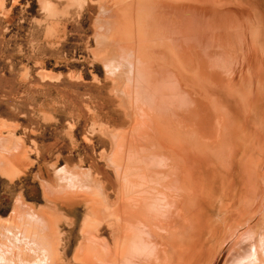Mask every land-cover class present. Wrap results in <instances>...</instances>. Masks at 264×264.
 Segmentation results:
<instances>
[{
    "label": "rangeland",
    "instance_id": "obj_1",
    "mask_svg": "<svg viewBox=\"0 0 264 264\" xmlns=\"http://www.w3.org/2000/svg\"><path fill=\"white\" fill-rule=\"evenodd\" d=\"M128 1L0 0V264H8V262L9 264H34V262H36L35 264H82L84 262L83 264H85L89 261V257H101V255L107 254V250L111 252L106 255V259L113 257L118 247L120 251L124 249L123 253H126L131 247V237L120 238L121 240L116 243H113L112 235L110 237L111 231L115 227L118 228V225L123 221L120 214V217L118 214H114L113 203L116 201L115 204H117L119 198L121 200V198L125 199L136 195L144 189L145 185L146 187L147 185L148 187L157 186L165 179H169L170 186H172L170 187L172 192L169 195L170 205L167 210L173 218L183 222L182 226V222H180L181 224L175 223V220L173 223L177 224V228L171 222L168 227L170 230L175 229L177 231L179 229L178 233L180 232L181 237L177 239L178 241H185V243L186 241H193L201 244L204 251L201 264H226L228 262V264H264V242L261 240V235L264 232V220L261 219L262 211L260 210L264 201V194L262 195L264 193V188H262L264 186V138L261 137V134L264 133V123H262L264 118L261 117L264 111V70H262L264 69V62H262L264 58L262 61L259 59V57L261 58L259 53L264 52V40L262 41L260 38V35L264 36V18H262L264 17V0H210L211 5L210 7L207 5L208 9L215 6L214 9L218 6L219 8L214 9V12L216 10V13L220 15L219 17L217 14L215 15L218 17L215 18L218 19L217 22L212 18L216 22L213 23L214 31L211 32V35L208 32V34H204L206 41H209L200 44V46L205 49L204 52L207 57L217 60L214 62L218 65H170L176 74L175 77L165 85L159 82V85L154 88V90L156 89L154 95L158 100L162 92L171 93L170 83L180 86L183 88L182 90L185 89L186 93H189L188 95H190L189 89L193 92L196 88V91L199 92L202 88H211L207 89L208 93L205 89L199 93L194 91L197 96L201 95L197 99H195L197 96L193 92L189 97L191 98L190 101H181L180 104L174 103L173 112H167L168 115L171 114L174 117L173 119H170L171 116H168L169 119H167V117L154 113L145 119L147 120L146 124L141 122L140 111L137 110L138 105L142 103L140 99L144 90L139 75L146 71V67L152 66L154 70H157L159 65H141V67L140 65H133L132 69V65H123L124 58L121 56H124L123 54L128 49L139 48L135 51L138 52L141 59H145L160 47L153 45L154 50H152L146 44L138 46L137 44L141 43L140 39L145 37L138 36L135 31L132 33L122 30L120 22L115 18L116 16L111 15L113 11L119 10L120 6ZM221 6H224V9ZM238 7L242 8L243 14ZM111 10L113 11L111 12ZM205 17L210 19V17ZM205 17L200 19V23L202 24L203 20L204 23L199 24L204 26L210 21L212 24V20L207 22ZM241 18H244L242 19L243 22L247 20L245 23L250 27L254 28L256 26L254 23L258 25L254 30L248 27L247 35L239 25L242 22ZM215 24L219 29L215 27ZM134 36L136 37L134 38ZM243 36L248 38L245 39ZM159 37H156L157 40L155 38L153 40L158 43L160 42ZM241 40L243 42L245 40L246 43L241 42ZM123 43L124 46L121 45ZM239 44H242L244 50L247 49L251 60L256 57L254 61H251L255 65L252 63L247 68L238 65L232 58V60L223 62V58L227 56L228 52L233 51V49H242ZM131 50H128L130 54ZM197 68L200 69L201 74L203 72L202 77L197 75ZM257 68L261 69L255 71ZM245 69L247 70L245 71ZM131 74L133 76L137 74L135 76L137 78L132 80ZM211 74L220 80H225L214 84L211 81ZM128 76L131 78L128 79ZM180 77L183 78V82H180ZM196 81H199L200 84ZM181 84L186 85L181 86ZM198 85L201 89H198ZM216 86L217 88H215ZM218 86L221 87V90ZM172 87L174 89L175 86ZM161 90L163 91L161 92ZM241 91L246 93L247 97ZM164 93L161 95H166ZM226 93H231V95L228 96ZM227 96L232 97L228 98ZM241 96L245 97V102L242 101ZM201 101H203L201 106L204 109H195L194 106ZM241 101L246 104L242 106ZM187 102L190 105H187ZM208 102L211 103H209L210 106L207 105ZM248 103H250V107H248ZM235 104L239 106H235ZM204 105L211 108H206L208 111H205ZM213 105L217 109L213 108ZM201 110L205 111V115H203L204 111ZM209 110L212 111L209 112ZM195 111L202 116H207L210 113L209 117L217 118L219 123H223L219 125V136L215 140L216 142L207 141L204 138L207 143L212 144L211 149L209 148L211 151L208 152L209 143L206 144L204 139L202 141L197 140V142L196 140L193 141L196 135H191L190 141H188L191 147L186 146L184 154H182L183 161L178 165L172 161L166 166V163L161 164L159 159V161L154 162L148 154L150 151L159 149L149 148L151 146H149L150 142L146 140L147 132L151 131L154 134L153 129L158 131V127H160L159 131L166 135V139L163 140L164 144L167 145L170 154L173 156L175 154L173 135L176 134V131L181 135L186 132L185 129L179 130L174 121L178 119L179 122H189V127L191 125L190 128L196 131L193 122L196 121L198 114ZM213 111L214 114H212ZM175 113H177V117L174 116ZM233 113L240 115L238 117L239 123H231L232 120H235L232 117ZM226 119H228V123ZM140 125L142 129L137 128ZM221 126L224 128L222 129ZM143 128L146 134H144ZM259 133L260 135H258ZM155 135L160 136V134ZM246 138H251L248 140L249 143H247ZM241 140L242 142H240ZM213 143L216 144L217 148L215 146L212 148ZM200 144L206 146L203 147L202 145L203 148H201ZM193 145L196 149L193 148ZM125 149H130L128 151L129 156ZM189 149L191 151H188ZM154 153L159 154L161 152L155 151ZM228 164L231 165V168ZM169 165H173L172 168L174 166L179 167L178 169L183 170V174L186 172L183 179H181L183 174L180 178L179 176H171V178L165 177L163 179L164 176H167ZM147 166L150 169L163 171L164 174L156 170L155 172L159 174L158 177L142 180L137 174L141 168L145 169ZM183 166L186 168L183 169ZM200 169L208 171L215 181L214 184L218 181L224 182L230 190V199L225 197V191L219 188L218 184L214 189L203 192L206 197L210 198V202L214 203V211H216L215 214H212L213 210L211 212L205 210V214L214 219L210 227L216 229L214 238L210 240H207L205 235V230L209 232L210 228L200 230L201 235L196 237H192L189 233V226L191 225L189 221L193 215H197V195L201 192L196 184L194 172ZM236 171L240 172L235 173ZM181 180L184 183L180 182ZM258 180L260 182H257ZM165 182L161 184L164 185ZM259 184L260 187L262 186L261 188L257 186ZM184 185L187 187L185 190ZM259 188L262 191L260 193ZM148 189L152 191V188ZM187 190H192L191 192H195V194H191ZM245 191L246 195L244 196ZM182 192L183 194H181ZM74 194H78L77 200L67 201L69 198L74 199ZM175 194L178 196L175 197ZM247 194H249L248 197ZM192 195L193 197H191ZM242 196H244L243 200ZM85 197L97 205L98 213L96 215L89 213L90 204L85 200ZM172 197H175V200ZM155 199L157 197L153 199L154 202H157ZM246 200L247 203L249 200L248 204ZM158 201L160 200L158 199ZM172 202L173 204H171ZM223 204H226V207ZM219 206L223 208L218 209ZM227 206H231L230 210L233 213L236 212L234 213L236 222L230 221L224 224L221 219L220 225L218 222L214 224L216 223L217 212H223L225 208H228ZM244 209L245 211H243ZM172 213L175 214L172 215ZM255 222L256 225H254ZM258 223L263 227L258 226L254 230V226L256 227ZM184 226L187 228L185 229ZM260 228H263L262 231ZM252 231H255V234ZM183 233L186 235L184 236ZM251 234L255 235L256 240ZM89 235L100 236L107 245L94 243L92 239L85 240ZM258 235L260 236L259 239ZM246 237L249 241L251 240V243L249 241L248 243L255 245L258 252L257 259L254 253L249 252V250L242 254L243 256L240 258L243 259L240 261L236 258H239V253L243 251L238 250L251 248L249 244V248H247V243H243L247 241ZM244 238L245 240H242ZM114 245L116 251H114ZM112 252L114 253L112 254ZM246 255L250 256L247 260L245 259ZM227 257L228 259H226ZM120 260L119 262L122 264L123 258L120 257ZM245 260L250 261V263ZM125 264L128 263L125 262Z\"/></svg>",
    "mask_w": 264,
    "mask_h": 264
},
{
    "label": "bare ground",
    "instance_id": "obj_2",
    "mask_svg": "<svg viewBox=\"0 0 264 264\" xmlns=\"http://www.w3.org/2000/svg\"><path fill=\"white\" fill-rule=\"evenodd\" d=\"M210 0H129L128 2L122 4L120 6V9L119 10H111L113 17L116 16L115 18L118 19V21L120 22L119 24H121V28L122 30L124 31H128V32H132V31H135V33L138 35V36H141L143 39H140L141 40V43H138L137 45H143L146 44L149 48L151 47L152 50H154L153 48V45H156V46H159L160 48L157 49V50H154V53L151 54L149 57L145 58V59H141L138 55V52L135 51L136 50H139V48H134V50H131V49H128V50H131V54L128 52V50L123 54L124 56H121V58L123 57V65H132L131 68L133 69V65H159L157 68V70H154L152 68V66H149V68L146 67V71H143L141 75V82L144 87V90H143V94H142V97L140 99V101L142 102L141 105H138L137 107V110L140 111V119H141V122L145 123L147 120H145L146 118L152 116V114H156V115H160V116H163V117H167L168 116H171V114H167V112H173L174 108V103L176 102H181V101H190L189 97H191V93H193L194 91L195 92H198L196 91V88H194L195 90L193 92L190 91L189 89V92H190V95H188L184 90H182L183 88H181L180 86H176L174 83H170V87L172 89L171 93H164L162 92L163 90H161L162 93L166 94V95H159V98L158 100H156L155 98V95H154V88L156 87V85H159V82H162V84H166L167 82H170V79L174 78L175 77V73L172 71L170 65H218V64H215L214 61H217L215 58H211V57H207V55H205L206 53L204 52L205 49H203L202 47L203 46H200V44L202 45V43H207L208 41H206V38L204 36L205 33H209L211 35V32L213 33V29H214V24L213 23H216L218 21V19L216 20L215 18L220 14H217L216 13V10L214 12V9H218L219 7L217 6L216 8L213 9V6L212 10L208 9L207 5H209L210 7ZM214 3V2H213ZM216 5V4H215ZM204 6V8H203ZM238 6V5H237ZM223 7L224 9V6H221ZM231 7V6H230ZM240 7V6H239ZM238 7V8H239ZM203 8V9H202ZM243 8V6H242ZM242 8L240 9L241 10V14H243V10ZM221 11H223L222 8H220ZM219 9V10H220ZM227 9V8H226ZM237 9V8H236ZM245 9V7H244ZM246 11L248 12V10L246 9ZM217 12H220V11H217ZM234 12V11H233ZM259 12V11H258ZM227 13V12H226ZM217 14V16H215ZM235 14V12L233 13ZM231 15V14H230ZM260 15V14H259ZM205 16L207 17H210V19H207ZM215 16V17H214ZM224 16V15H222ZM227 16V15H226ZM233 16V15H232ZM237 16V15H236ZM235 16V17H236ZM253 16V15H252ZM252 16L250 17L251 19H254L252 18ZM207 19L209 22L210 20H213L215 19V21L212 20V24H210V22L204 26H201L203 23H204V20L202 21V24L200 23V21L202 19ZM217 17V18H218ZM243 17V16H241ZM257 17V16H256ZM249 18V19H250ZM264 18V17H262ZM261 18V19H262ZM201 19V20H200ZM222 19V18H221ZM231 19V18H230ZM244 19V18H241V20ZM234 20V19H233ZM264 20V19H263ZM247 21V20H245ZM245 21L241 23H239L240 27H241V30L247 34L246 30H248V27H250L248 24L245 23ZM253 21V20H252ZM255 21V20H254ZM259 21V19H258ZM221 22V21H220ZM225 22V21H224ZM239 22V21H238ZM249 22V21H248ZM256 22V21H255ZM260 22V21H259ZM118 23V22H117ZM196 23V24H195ZM201 25H200V24ZM250 23H251V20H250ZM261 23V22H260ZM118 24V25H119ZM199 24V25H198ZM218 24V23H217ZM217 24H215V27L217 28L218 26H216ZM253 24V23H252ZM108 25V24H107ZM117 25V24H116ZM219 25V24H218ZM228 25V24H227ZM238 25V26H239ZM254 25H258V24H255ZM254 26V28L256 27ZM106 27V26H105ZM220 27V26H219ZM261 27V26H260ZM222 28V27H221ZM220 28V30H221ZM251 29L254 30V28L251 26L250 27ZM219 29V28H217ZM250 29V30H251ZM264 29V28H263ZM119 30V29H118ZM224 30V28H223ZM249 30V31H250ZM248 31V32H249ZM118 32V31H117ZM222 32V31H220ZM123 33V32H122ZM134 33V32H132ZM207 33V34H208ZM243 33V34H244ZM128 34V33H127ZM125 34V35H127ZM135 35V34H134ZM209 35V36H210ZM248 35V34H247ZM112 36V35H111ZM160 36V37H159ZM246 36V35H245ZM249 36L251 37V34H249ZM256 36V35H255ZM136 36H134L135 38ZM156 37H159V41L158 43H156L157 41L153 40V38L156 39ZM244 37V36H243ZM263 35H260V38L261 40L263 41L264 38ZM129 38V37H128ZM210 38V37H209ZM245 39L248 38V37H244ZM151 39V40H150ZM250 39V38H249ZM254 40V38H252ZM157 40V39H156ZM248 40V39H247ZM246 40V41H247ZM255 41V40H254ZM241 42H243L241 40ZM245 42V40H244ZM243 42V43H244ZM251 42V40H250ZM112 43V42H111ZM246 43V42H245ZM253 43V42H252ZM136 45V43H134ZM209 44V43H208ZM255 44V42H254ZM253 44V45H254ZM121 45H125L124 43L121 44ZM240 45V44H239ZM242 45V44H241ZM240 45V47H242ZM246 45V44H244ZM252 45V46H253ZM248 46V45H247ZM199 47V48H197ZM238 47V46H237ZM237 47H234V48H237ZM249 47V46H248ZM251 47V46H250ZM122 48V47H121ZM120 48V49H121ZM244 47H242L243 49ZM242 49H233V51H230L228 52L227 56L223 58V62L225 61H229V60H234L235 62H237L238 65H243V66H246L247 68L249 67V65H252L253 62H251L252 60L254 61V59H256V57L254 58V56H251L254 58L251 60V57L250 55L248 54V52L246 50H242ZM123 50V48H122ZM249 50V49H248ZM255 51V50H254ZM152 52V51H151ZM150 52V53H151ZM253 52V51H252ZM256 53V52H255ZM258 54V53H257ZM261 54V55H260ZM256 56V55H255ZM259 56H261V58L259 57V59L262 61L263 58H264V52L261 51L259 53ZM119 58V57H118ZM232 58V59H231ZM222 60V59H221ZM118 62V61H117ZM259 62V60H258ZM264 62V60L262 61ZM263 64V63H262ZM167 65V66H166ZM222 65V64H221ZM224 65V64H223ZM248 65V66H247ZM253 65H255L253 63ZM264 66V65H263ZM136 67V66H135ZM261 67V65H260ZM115 68V67H114ZM192 68V67H191ZM238 68V67H237ZM264 68V67H263ZM125 69V68H124ZM137 69L139 70L138 66H137ZM176 69V68H175ZM243 69V68H242ZM241 69V70H242ZM258 69H261V68H257V70L255 71H258ZM232 70V69H231ZM238 70V69H237ZM247 69H245L246 71ZM251 70V69H250ZM249 70V71H250ZM264 70V69H262ZM239 71V70H238ZM131 72V71H130ZM177 72V71H176ZM233 72V71H232ZM231 72V73H232ZM243 72V71H242ZM178 73V72H177ZM197 75H201L202 77V74L200 73V69L197 68ZM199 73V74H198ZM214 73V72H213ZM228 73V72H227ZM241 73V72H240ZM244 73V72H243ZM248 73V72H247ZM262 73V72H261ZM264 73V71H263ZM118 74V73H116ZM133 75L135 74L132 73ZM131 74V76H133ZM137 75V74H136ZM135 75V76H136ZM179 75V73H178ZM250 75V74H249ZM135 76H133V79L132 80H135ZM180 76V75H179ZM248 75L246 74V77ZM256 76V75H255ZM127 77V76H126ZM178 77V76H177ZM200 77V79H201ZM209 77V75H208ZM211 77V81L214 82V84H216V82H222L224 80H220L217 76L211 74L210 75ZM230 77V76H229ZM233 77V75H232ZM244 77V76H242ZM123 78V77H122ZM131 78V77H130ZM129 76H128V79H130ZM135 78V79H134ZM139 78V77H138ZM179 78V77H178ZM257 78V77H256ZM125 79V77H124ZM199 79V80H200ZM231 79V77L229 78ZM239 79V78H238ZM237 79V80H238ZM248 79V78H247ZM250 79V78H249ZM179 80V79H178ZM183 80V78L180 77V82ZM203 80V79H202ZM233 80V79H232ZM231 80V82H233ZM251 80V79H250ZM131 81V80H129ZM137 81V80H136ZM135 81V83H136ZM210 81V83H211ZM230 81V80H229ZM245 81V79H244ZM249 81V80H248ZM122 82V81H121ZM183 82V81H182ZM246 82V81H245ZM255 83V81H253ZM252 82V84H253ZM134 83V82H133ZM196 83H199V81ZM239 83V82H237ZM236 83V85H237ZM200 84V83H199ZM212 84V83H211ZM231 84V83H230ZM257 84V83H256ZM135 85V84H134ZM183 85H186V84H181V86ZM207 85V84H206ZM218 85V84H217ZM227 85V84H226ZM245 85V84H244ZM133 86V85H132ZM172 86H175L174 89ZM195 86V85H194ZM198 89L200 87V85H198ZM238 86V85H237ZM197 87V86H196ZM205 87V86H204ZM207 87H210V86H207ZM219 87V90H221L220 86ZM243 87V86H241ZM253 87V86H252ZM135 88V87H134ZM211 88V87H210ZM210 88H204L207 92V89L209 90ZM213 88V87H212ZM217 88V86L215 87ZM214 88V90H215ZM236 88V87H235ZM238 88V87H237ZM245 88V87H244ZM255 88V87H254ZM123 89V88H122ZM197 89V90H198ZM202 88V90H204ZM240 89V88H239ZM238 89V90H239ZM135 90V89H134ZM168 90V89H167ZM166 90V91H167ZM202 90H199V92H201ZM213 90V89H212ZM237 90V89H236ZM242 90V89H241ZM252 90V89H250ZM256 90V89H255ZM133 92V90H131ZM223 91V90H222ZM225 91V90H224ZM243 91V90H242ZM241 91V92H242ZM254 91V89H253ZM138 92V91H137ZM194 92V93H195ZM198 92V93H199ZM205 92V94H206ZM234 92V91H233ZM232 92V93H233ZM240 92V93H241ZM123 93V92H122ZM204 93V91H203ZM208 93V92H207ZM224 93V92H223ZM238 93V92H237ZM236 93V95H237ZM243 93V92H242ZM255 93V92H254ZM134 94V92H133ZM158 94V93H157ZM201 94V93H200ZM211 94V92H210ZM227 94V93H226ZM231 95V93H229ZM229 94H227L229 96ZM239 94V93H238ZM244 94V93H243ZM193 95V94H192ZM196 95V93H195ZM208 95V94H207ZM219 95V94H218ZM224 95V94H223ZM241 95V94H240ZM246 95V93L244 94ZM243 95V96H244ZM252 95V93H251ZM133 96V95H132ZM197 96V95H196ZM194 96V97H196ZM201 96V95H200ZM199 95L195 98L197 99L198 97H200ZM227 96V97H228ZM118 97V96H117ZM135 97V96H134ZM193 97V96H192ZM207 97V96H206ZM214 97V96H213ZM232 97V96H231ZM231 97H228V98H231ZM236 97V96H235ZM234 97V98H235ZM239 97V96H238ZM242 97V96H241ZM247 97V95H246ZM205 98V96H204ZM212 98V97H211ZM244 101V98L245 97H242ZM253 98V97H252ZM133 99V98H132ZM201 99V98H199ZM214 99V98H213ZM220 99V98H219ZM226 99V98H225ZM240 99V97H239ZM261 99V98H260ZM264 99V98H263ZM193 100V99H192ZM204 101V99H202ZM207 100V98L205 99V101ZM233 100V99H232ZM203 101H201V103H197L196 106H194V108H199V109H202L203 106H201V104H203ZM216 101V100H215ZM222 101V99H221ZM240 101V100H239ZM241 101V105L243 104ZM256 101V99H255ZM133 102H134V99H133ZM132 102V104H133ZM193 102V101H192ZM198 102H200L198 100ZM211 102V101H210ZM210 102H208L207 105L210 106ZM245 102V101H244ZM177 103V104H178ZM191 103V102H190ZM207 103V101H206ZM210 103V104H209ZM217 103V102H216ZM235 103V101H234ZM237 103V102H236ZM254 103V102H253ZM261 103V102H260ZM264 103V101H263ZM262 103V104H263ZM180 104V103H179ZM187 105L189 104V102L186 103ZM205 104V102H204ZM213 104V103H212ZM239 104V103H238ZM238 104H235V106H239ZM246 104V103H245ZM245 104H243L242 106H244ZM135 105V104H134ZM190 105V104H189ZM205 107V111H208V109L206 110V108H211V107ZM256 105V104H255ZM217 106V105H216ZM131 107H133L131 105ZM184 107V106H183ZM220 107V106H219ZM248 107H250V103H248ZM256 107V106H254ZM264 107V105H263ZM180 108V107H179ZM190 108V107H189ZM213 108L214 105H213ZM212 108V109H213ZM244 108V107H243ZM246 108V107H245ZM182 109V108H181ZM180 109V110H181ZM194 109V110H195ZM204 109V108H203ZM217 109V108H215ZM255 109V108H254ZM183 110V109H182ZM193 110V111H194ZM244 110V109H243ZM253 110V109H252ZM176 111V110H175ZM184 111V110H183ZM192 111V113H193ZM198 112V110H196ZM195 111V112H196ZM201 111H204V110H201ZM200 111V112H201ZM205 111L202 113L203 115H205ZM212 111V110H209V112ZM241 111V110H240ZM132 113V111H130ZM196 112V113H197ZM221 112V111H220ZM239 112V111H238ZM243 112V111H242ZM245 112V111H244ZM195 113V114H196ZM224 113V112H223ZM226 113V112H225ZM176 115L174 116H178L177 113H175ZM182 114V113H181ZM198 116L196 118V121L193 122V125H194V128H196V131H194L190 125H188V123H184L182 121H178V119H176V121H174L176 124H177V128L179 130H186V132L181 135V134H178L176 131V134L173 135L174 136V140H175V146L174 147V152H173V156L172 154H170V151H169V148L167 147L166 144H164V139H166V135H164V133L162 131H159L160 130V127L158 131H155L153 128V132L154 134L149 131L147 132L148 135H146V140L150 142L149 148H157L159 150H155V151H158V152H161V153H154L155 151H150V153L148 154L149 156H151V159L154 160V162H156L158 159L160 160V163L164 164L166 163L165 165L168 166L167 163H171L172 161L174 162V164L177 163H180L183 161V156L182 154H184V150L186 148V146L189 145L190 142V138H191V135H196V137L193 138V141L197 140L198 141H202L204 138L208 140H211V141H214L216 142L215 140L218 139V136H219V125L222 123H219L218 119L217 118H211V116L209 117L208 115H211L210 113L207 114V116H202V115H199V113H197ZM212 114H214V111L212 112ZM218 114H222V113H218ZM255 114V113H254ZM229 115V114H228ZM242 115V114H241ZM256 115V114H255ZM193 116V115H192ZM196 116V115H195ZM230 116V115H229ZM228 116V117H229ZM240 116V115H239ZM236 113L234 114L233 113V119H235L234 121L232 120L231 123H239V120H238V117H239ZM243 116V115H242ZM180 117V116H179ZM231 117V118H232ZM261 117L264 118V111L263 113L261 114ZM173 119L174 117L171 116L170 119ZM195 118V117H194ZM224 118V117H223ZM225 119V118H224ZM223 119V120H224ZM246 119V118H245ZM252 119V118H251ZM222 120V119H221ZM228 119H226L227 121ZM244 120V118H243ZM254 120V119H253ZM225 121V122H226ZM256 121V120H255ZM241 122H244V121H241ZM148 123V122H147ZM228 123V121H227ZM229 123H230V120H229ZM264 123V122H262ZM138 124V123H137ZM146 124V123H145ZM223 124V123H222ZM263 125V124H262ZM148 126H149V123H148ZM226 126V124H225ZM232 126V125H231ZM261 126V125H260ZM157 127V126H156ZM184 127V128H183ZM222 127V126H221ZM139 129H142L141 128V125L140 127H137ZM148 128V127H147ZM183 128V129H182ZM224 127H222L223 129ZM230 128V127H229ZM264 128V126H263ZM129 129V128H128ZM225 129H227L225 127ZM239 129V128H238ZM253 129V128H252ZM144 130V128H143ZM148 131V130H146ZM193 131V134H191ZM239 131V130H238ZM262 131V129H261ZM225 132V131H223ZM222 132V133H223ZM197 133V134H196ZM229 133V132H228ZM262 133V132H261ZM144 134H146L145 130H144ZM155 134H160V136H156ZM210 134V135H209ZM224 134V133H223ZM223 134H220L221 136ZM226 134V132H225ZM224 134V135H225ZM260 135V133L258 134ZM264 138V133L261 134ZM169 136V135H168ZM227 136V135H225ZM225 136H222V137H225ZM254 136V135H253ZM220 138V137H219ZM245 138V137H244ZM258 138V137H257ZM204 139V140H205ZM225 139V138H224ZM227 139V137H226ZM247 139V138H246ZM249 139L251 138H248L246 141H248ZM162 140V141H161ZM259 140V139H257ZM256 140V141H257ZM207 141L205 140V143H207ZM263 141V140H262ZM242 142V140L240 141ZM239 142V143H240ZM212 143V142H211ZM238 143V142H237ZM249 143V141L247 142ZM264 143V142H263ZM233 144V143H232ZM256 144V143H255ZM261 144V143H260ZM191 145V144H190ZM189 145V146H190ZM203 144H200V147L202 146ZM212 144L209 143V146H208V149L211 147ZM216 144L213 143V146L212 148L215 146ZM220 145V144H219ZM226 145V144H225ZM251 145V144H250ZM254 145V144H253ZM157 146V147H156ZM199 146V145H198ZM206 146V145H203V147ZM224 146V145H223ZM259 146V145H258ZM123 147V146H122ZM191 147V146H190ZM197 147V146H196ZM198 147V148H200ZM201 147V148H203ZM217 148V146H215ZM251 147V146H250ZM126 148V147H125ZM165 148H168V149H165ZM193 148L196 149L193 145ZM207 148V147H206ZM205 148V150H206ZM215 148V149H216ZM220 148V147H219ZM252 148L255 149V147L252 146ZM172 149V148H171ZM188 149V148H187ZM186 149V150H187ZM211 149V148H210ZM208 150L211 151V150ZM213 149V150H215ZM238 149V147H237ZM251 149V148H250ZM126 150V149H125ZM130 150V149H129ZM129 150H126L127 154L129 153L128 151ZM222 150V149H221ZM256 150V149H255ZM139 151V150H138ZM172 151V150H171ZM188 151H191L190 149ZM200 151V150H198ZM217 151V150H216ZM187 152V151H186ZM205 152V151H204ZM203 152V153H204ZM223 152V150H222ZM192 153V152H191ZM201 153V152H200ZM243 153V152H242ZM254 153V152H253ZM130 154V153H129ZM128 154V156H129ZM228 154V153H227ZM226 154V155H227ZM176 155V156H175ZM188 155V153H187ZM204 155V154H203ZM125 156V155H124ZM229 156V155H228ZM250 156V155H249ZM248 156V157H249ZM232 157V156H231ZM245 157V156H244ZM247 157V158H248ZM230 158V157H229ZM251 158V157H250ZM253 158V157H252ZM118 159V158H117ZM125 159V158H123ZM182 159V160H181ZM228 159V157H227ZM158 160V161H159ZM221 160H224V159H221ZM258 160V159H257ZM149 161V160H148ZM151 161V160H150ZM124 163V161H123ZM159 163V164H160ZM160 164V165H161ZM198 164V163H197ZM245 164V163H244ZM248 164V163H247ZM145 165H148V164H145ZM158 165V164H157ZM225 165V163H224ZM250 165V164H249ZM170 166V165H169ZM173 166V165H172ZM172 166H170L168 172H167V176H164L163 179H165V177H170L171 176H179V178L182 176L183 174V170L181 169H178L176 168L175 166L172 168ZM188 166V165H187ZM227 166V165H226ZM228 166H230L231 168V165L228 164ZM248 166V165H247ZM246 166V167H247ZM165 167V166H164ZM181 167V165H180ZM192 167V166H190ZM243 167H245L243 165ZM166 168V167H165ZM163 168V169H165ZM186 168L185 166H183V169ZM249 168V166H248ZM252 168V166H251ZM122 169V168H120ZM130 169V168H129ZM167 169V168H166ZM246 169V168H245ZM243 169V170H245ZM253 169V168H252ZM157 169H153V168H149V166H147L145 169L141 168V170L139 171V173L137 174V176L139 178H141L142 180H148L150 178H153V177H158L159 174H157V172H155ZM225 170V169H224ZM229 170V169H228ZM247 170V169H246ZM245 170V171H246ZM158 171V170H157ZM186 171V170H185ZM233 171V170H232ZM162 174H164L163 171H158ZM190 172V170H189ZM227 172V171H226ZM240 171H236L235 173H238ZM242 172V171H241ZM121 173V171H120ZM229 173V171H228ZM243 173V172H242ZM133 174V173H132ZM186 174V172L184 173ZM184 174L183 176L181 177V179H183L184 177ZM244 174H247V172H244ZM133 176V175H132ZM136 177V176H135ZM194 177H195V180H196V184L198 185V188L199 190L202 192L198 193L197 195V208H196V212H197V215H193L191 218H190V226H189V233L192 235V237H196V236H199L201 235V231L200 230H204V229H209V232L205 230V235L207 236V240H210L212 238H214L215 236V230L216 229H213V227L211 228L210 226L212 225L211 222H213V218L210 217V216H207L205 214L206 211H209L211 212L212 210V214L216 213V211H214V203L213 202H210V198L209 197H206L205 194L203 193L204 191L208 190L210 191L211 189H214L216 187V185L218 184V187L221 188L223 191H225V197L227 199H230V190H229V187L227 186V184L225 185L224 182H216V184H214V180H213V177L208 173V171H205V170H196L194 172ZM245 177L246 175L244 176V179L242 177V179L245 181ZM248 177V175H247ZM255 177V176H254ZM133 178V177H132ZM178 178V177H177ZM237 180H238V177H236ZM174 179V178H172ZM176 179V178H175ZM241 179V180H242ZM248 179V178H247ZM259 179V178H258ZM261 179V178H260ZM263 179V178H262ZM166 180V182H165ZM165 180H162L163 182L161 183H164V185H162L161 183L158 184L157 186L154 185V186H150L144 187L143 190H141V192H138L136 195H133V196H129L125 199H122L120 200H117V204H115V202L113 203L114 204V214H120L122 217V223L120 225H118V228H114V224H113V228L114 230L111 231V234H110V237L112 235V238H113V243L115 242H118V240H121L120 238H125L126 236H129L131 237V242H130V245L131 247H129L130 249L127 250L126 253H123L124 252V249H121V251L119 250V247H118V250L116 253V255L114 256V252H112L113 254V257L111 258H107L106 259V255L110 252L109 250L106 251V255H101V257H98L96 258V256H92V257H89V261L85 264H120L121 260H120V257L123 258V262L122 264H125V262H127L128 264H201L202 263V259L204 258V251L203 249L201 248V244L198 242H187L185 243V241H178L177 239H179V237H181L179 234L180 232L178 233V230L176 231L175 229L173 230H170L169 229V223H173V221L176 220V218H173L171 215H170V212H168V207L170 205L169 203V195H170V192H172L170 189V182H169V179H165ZM189 180V179H188ZM187 180V182H188ZM242 180V182H243ZM255 180V179H254ZM96 181V180H95ZM240 181V179H239ZM178 182V181H177ZM180 182H183L182 180ZM251 182V181H250ZM257 182H260L259 180ZM72 183V182H71ZM138 183V182H137ZM184 183V182H183ZM186 183V182H185ZM195 183V182H194ZM220 183V184H219ZM264 183V181H263ZM249 184V182H248ZM251 184V183H250ZM257 184V183H256ZM137 185V184H136ZM161 185V186H159ZM252 185V184H251ZM72 186V184H71ZM138 186V185H137ZM181 186V185H180ZM184 190L186 187V185H184ZM192 186H193V183H192ZM260 187V184L257 185ZM140 187V186H139ZM143 187V186H142ZM160 187V189H158ZM182 187V186H181ZM190 187V186H189ZM238 187V186H237ZM248 187H251L248 185ZM262 187V186H261ZM260 187V188H261ZM148 188H152V191H150V189ZM259 188V189H260ZM264 188V186L262 187ZM175 189L177 190V193L178 192V189L175 187ZM190 189V188H189ZM192 189V188H191ZM245 189V188H244ZM251 190V188H248ZM113 190V189H112ZM184 190H182L184 192ZM246 190V189H245ZM249 190V191H250ZM180 191V190H179ZM191 194H195L192 193L191 191L192 190H187V192H189ZM237 191V189H236ZM241 191V189H240ZM239 191V192H240ZM247 191V190H246ZM246 191H245V194L244 196L246 195ZM261 189L259 190V193H260ZM174 192V191H173ZM183 192L181 194H183ZM262 192V191H261ZM185 193V192H184ZM189 193V195H190ZM253 193V191H252ZM79 194V193H78ZM78 194H74L73 196H75L74 199H68L67 201H73V200H77V196ZM120 194V192H119ZM173 194V193H172ZM258 194V193H257ZM264 193H262L263 195ZM65 195V194H64ZM121 195V194H120ZM123 195V194H122ZM157 195V196H155ZM180 195V194H179ZM249 194H247V197H248ZM261 195V194H259ZM178 196L175 194V197ZM186 196H188L186 194ZM238 196H240L238 194ZM244 196H242V200L244 198ZM72 197V196H71ZM154 197H157V199H155L157 202H154L153 199ZM174 197V198H175ZM193 197V195L191 196ZM190 197V198H191ZM263 197V196H262ZM86 198V197H85ZM173 198V197H172ZM173 198V200H175ZM179 198V197H177ZM246 198V197H245ZM158 199L160 201H158ZM183 199V198H182ZM193 199V198H192ZM219 199V198H217ZM224 199V198H223ZM253 199V197H252ZM259 199V198H258ZM257 199V200H258ZM262 199V198H261ZM87 202H89L90 204V210H89V213L91 215H96L98 212H97V205L93 202V201H90L88 200V197L85 199ZM177 200V199H176ZM180 200V199H179ZM236 200V199H235ZM111 201V200H109ZM172 201V200H171ZM181 201V200H180ZM183 201V200H182ZM218 202V200H216ZM241 201V200H240ZM256 201V199H255ZM261 201V200H260ZM103 202H105L103 200ZM160 202V203H159ZM220 202V201H219ZM262 202V201H261ZM179 203V201H178ZM181 203V202H180ZM223 203V202H222ZM241 203V202H240ZM244 205L247 203V200H246V203L245 201L243 202ZM248 203H249V200H248ZM247 203V204H248ZM257 203V201H256ZM253 204L254 206L256 205ZM112 204V205H113ZM173 204V202L171 203ZM227 204V203H226ZM226 204H223V206H225ZM229 204V203H228ZM238 204V203H237ZM88 205V204H87ZM179 205V204H178ZM183 205V204H182ZM221 205V204H220ZM233 205V203H232ZM243 205V207H244ZM260 205V204H259ZM259 205H258V208H259ZM160 206V207H159ZM112 207V206H111ZM159 207V208H158ZM181 207V206H180ZM221 206H219L218 209H220ZM226 207V206H225ZM228 207V206H227ZM242 207V208H243ZM261 207V206H260ZM176 208V207H175ZM177 208L179 209V207L177 206ZM223 207H221L222 209ZM231 206H229L227 209L225 208L223 212H217V217H216V220L214 224H217L218 222V225H220V220L222 219V222L225 224V223H228L230 221H234V223L236 222V218H235V215L234 213H236L234 211H231L230 210ZM262 209H260L262 211V220H264V201L262 203ZM170 209V208H169ZM173 209V208H172ZM206 210V211H205ZM181 211V209L179 210V212ZM245 211V209L243 210ZM242 211V212H243ZM172 212V211H171ZM176 212V211H175ZM248 212V211H247ZM259 212V211H258ZM106 213V212H105ZM183 213V212H182ZM175 214V213H172V215ZM119 215V217H120ZM236 215H239V214H236ZM177 216V215H176ZM95 217V216H94ZM179 217V216H178ZM237 217V216H236ZM187 218V217H186ZM211 218V219H210ZM240 218V217H239ZM239 218H238V221H239ZM181 220V219H180ZM182 220H184L182 218ZM242 220V219H241ZM253 220V218H252ZM262 220H259L260 222ZM121 221V220H120ZM247 221V220H246ZM254 221V220H253ZM179 220H176L175 223H178ZM182 222V221H180ZM179 222V223H180ZM185 222V221H184ZM258 222V220H257ZM259 222V223H260ZM174 224V226H176L175 228H177V224ZM187 223V221H186ZM233 223V224H234ZM258 223V225L255 227L254 225H256V222L254 225V230L255 228H257L258 226H261L263 227L262 225H260ZM264 223V222H263ZM94 224V223H93ZM123 224V225H122ZM181 224V223H180ZM211 224V225H210ZM103 225V224H102ZM117 225V224H116ZM112 226V225H111ZM182 226H183V222H182ZM186 226V225H185ZM184 226V227H185ZM188 226V225H187ZM222 226V225H221ZM220 226V227H221ZM231 226V225H230ZM235 226V224H234ZM233 226V227H234ZM101 227V226H100ZM99 227V228H100ZM171 227V226H170ZM229 227V226H228ZM227 227V229H228ZM187 227H185L186 229ZM222 228V227H221ZM230 228V227H229ZM232 228V227H231ZM111 229V228H109ZM108 229V230H109ZM182 229V228H181ZM226 229V230H227ZM244 229V228H243ZM261 229V228H260ZM263 229V228H262ZM261 229V231H262ZM93 230V229H92ZM99 230V229H98ZM105 230V229H104ZM225 230V231H226ZM258 230V229H257ZM221 231V230H220ZM224 231V232H225ZM230 231V230H229ZM237 232L239 230H236ZM260 231V230H259ZM171 232V233H170ZM182 232V231H181ZM236 232V233H237ZM93 233V232H92ZM91 233V234H92ZM101 233V232H100ZM185 233V232H184ZM183 233V234H184ZM227 233V232H225ZM229 233V232H228ZM252 233L255 234V231H252ZM261 233V232H260ZM246 234V233H245ZM243 234V235H245ZM102 235V234H100ZM186 234H184L185 236ZM220 235V234H219ZM230 235V233L228 234ZM242 235V236H243ZM253 236V238L255 239V235L251 234ZM94 236V235H89L86 237L85 240H89V239H92L94 243H103L105 245L106 244V241L105 240H102L100 238V236ZM223 236V235H222ZM236 236V235H235ZM249 236V235H248ZM238 237V236H237ZM245 237V236H244ZM259 235H258V239H259ZM85 238V237H84ZM229 238V237H228ZM234 238V237H233ZM250 238V236H249ZM19 239V238H18ZM28 239V238H27ZM111 239V238H110ZM247 241H244L243 243H247L246 246L247 248H249L248 246L250 245L251 248L250 249H240L238 251H243L240 254L239 258H236V259H243V258H240L242 257L244 253L248 252H253L254 253V256L255 258L257 259V249L255 248V245L253 246V244H250L251 243V240L249 241V239L246 237ZM253 239V242L255 244V240ZM242 240H245L242 239ZM261 240L262 242H264V232L262 233L261 235ZM227 241V240H226ZM248 241L250 243H248ZM210 242V241H209ZM260 242V241H258ZM93 243V244H94ZM237 243V242H236ZM120 244V243H119ZM123 244V243H122ZM249 244V245H248ZM53 245V244H52ZM104 245V246H105ZM111 245V244H110ZM109 245V246H110ZM260 245V244H259ZM31 246V245H30ZM108 246V247H109ZM233 246V245H232ZM243 246V245H241ZM33 247V246H32ZM50 247V246H49ZM206 247V246H205ZM235 247V246H234ZM239 247V246H237ZM245 247V246H244ZM82 248V247H81ZM110 248V247H109ZM114 251H116V247L114 245ZM113 248H112V251H113ZM214 248V247H213ZM238 249V248H237ZM245 250V252H244ZM45 251V250H44ZM208 251V250H207ZM231 251V250H230ZM262 251V250H261ZM93 252V251H92ZM120 252V253H119ZM233 252V251H232ZM45 253V252H44ZM119 253V254H118ZM234 254V253H233ZM46 255V254H45ZM250 255V254H249ZM249 255H246L248 257L245 256V259L247 260L250 256ZM253 255V254H251ZM259 255V254H258ZM87 256V255H86ZM229 256V255H228ZM253 256V257H254ZM108 257V256H107ZM252 257V256H251ZM234 258V257H233ZM228 259V257L226 258ZM236 259L234 258V260L236 261ZM44 260V259H43ZM86 260V258H85ZM120 260V262H119ZM233 260V259H231ZM240 260V261H241ZM245 260V261H246ZM252 260V259H251ZM261 260V259H260ZM46 261V260H45ZM44 261V263H45ZM108 261V262H107ZM230 261V260H229ZM243 261V262H245ZM262 261V260H261ZM83 262V260H82ZM228 262V261H227ZM237 262V261H236ZM239 262V261H238ZM248 262V261H246ZM245 262V263H246ZM263 262V261H262ZM36 262H34L35 264ZM46 263H49V262H46ZM84 263V262H83ZM82 263V264H83ZM229 263V262H228ZM226 263V264H228ZM232 263V261H231ZM234 263V262H233ZM250 263V261L248 262ZM9 264V262H8ZM31 264V263H30ZM243 264V263H242ZM251 264V263H250ZM260 264H263V263H260Z\"/></svg>",
    "mask_w": 264,
    "mask_h": 264
}]
</instances>
